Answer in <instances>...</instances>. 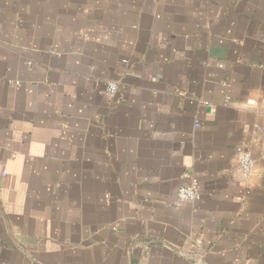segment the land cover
Instances as JSON below:
<instances>
[{
	"label": "crops",
	"instance_id": "crops-1",
	"mask_svg": "<svg viewBox=\"0 0 264 264\" xmlns=\"http://www.w3.org/2000/svg\"><path fill=\"white\" fill-rule=\"evenodd\" d=\"M0 264H264V0H0Z\"/></svg>",
	"mask_w": 264,
	"mask_h": 264
},
{
	"label": "built area",
	"instance_id": "built-area-1",
	"mask_svg": "<svg viewBox=\"0 0 264 264\" xmlns=\"http://www.w3.org/2000/svg\"><path fill=\"white\" fill-rule=\"evenodd\" d=\"M126 61V60H125ZM119 90V85L115 81L108 83L107 92L110 96L115 95ZM239 153V165L246 177H250L253 173L255 166V158L253 157L250 150L240 146L237 148ZM185 177H188V174H184ZM200 197L198 182L193 180L190 184H183L179 187L177 198L180 202L185 201H195Z\"/></svg>",
	"mask_w": 264,
	"mask_h": 264
}]
</instances>
